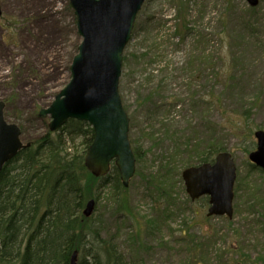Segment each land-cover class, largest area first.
<instances>
[{
	"label": "rangeland",
	"instance_id": "rangeland-1",
	"mask_svg": "<svg viewBox=\"0 0 264 264\" xmlns=\"http://www.w3.org/2000/svg\"><path fill=\"white\" fill-rule=\"evenodd\" d=\"M231 1L147 0L138 15L120 93L130 139L146 161L136 164L127 188L129 209L116 210L104 181L92 214L128 264H264L255 262L264 255V167L251 158L256 134L264 141V0L255 7ZM180 6L191 22L188 34L176 33ZM82 39L69 0H0V101L24 143L47 133L50 116L41 112L71 80ZM185 135L204 152L214 137L232 154V217L209 215V201L186 192L181 174L202 152L183 148ZM167 167L175 178L156 182ZM191 241L204 244L195 251Z\"/></svg>",
	"mask_w": 264,
	"mask_h": 264
},
{
	"label": "trees",
	"instance_id": "trees-1",
	"mask_svg": "<svg viewBox=\"0 0 264 264\" xmlns=\"http://www.w3.org/2000/svg\"><path fill=\"white\" fill-rule=\"evenodd\" d=\"M231 2L227 0L228 5ZM182 9V6L177 9L175 19L180 26L175 24L179 35L192 30L190 19L188 22L186 16L181 14ZM232 9L226 10L231 12ZM250 10L255 13L256 8L251 7ZM223 18L228 21V14ZM204 39L203 36L196 43L204 44ZM124 61H127L126 57ZM156 92L148 98H152ZM217 102L220 103L219 99ZM153 104L158 108L156 103ZM187 137H179V140L186 141ZM93 138L94 131L90 124L71 120L57 133L47 129L43 136L30 139L31 146L5 165L0 175V264H128L118 251L113 237L108 239V243L107 239H103L105 225L97 224L93 216L83 214L87 201L99 198L104 181L113 188L110 198L114 200L116 210L130 208L127 196L130 189L123 187L116 166L102 178L93 176L84 166V156ZM211 138L212 142L208 140V151L204 152L201 143L194 145L193 141H186L183 148H193L198 154L202 152L197 164L213 162L215 156L227 148L219 141L215 142L214 137ZM77 139H81L79 143L84 147L82 153H78ZM133 147L137 164L140 165L145 160L146 152L142 154L141 148L135 147V144ZM162 164L163 161H160L159 165ZM165 172L159 175L160 178L154 176L155 181L168 185L175 177L174 174L171 177L169 167ZM170 189L169 186L168 195L166 189L161 190V197L167 198ZM169 205L165 208L168 209ZM131 240H135L134 237ZM191 242L195 245V251L204 244ZM255 262H264V255L258 256Z\"/></svg>",
	"mask_w": 264,
	"mask_h": 264
},
{
	"label": "water",
	"instance_id": "water-1",
	"mask_svg": "<svg viewBox=\"0 0 264 264\" xmlns=\"http://www.w3.org/2000/svg\"><path fill=\"white\" fill-rule=\"evenodd\" d=\"M83 37L79 52L71 65V80L41 115L50 114L51 130H58L69 118L89 121L95 139L85 161L100 176L108 172L116 158L125 185L133 177L136 159L129 139L130 119L119 93L123 53L132 37L137 14L146 0H69ZM255 6L259 0H247ZM258 150L251 158L264 167V141L256 134ZM21 129L4 118L0 101V174L4 165L21 149ZM236 166L231 154L221 152L216 161L190 167L183 172L186 188L192 199L210 196L209 215H233ZM91 202L84 213L89 216Z\"/></svg>",
	"mask_w": 264,
	"mask_h": 264
},
{
	"label": "bare ground",
	"instance_id": "bare-ground-1",
	"mask_svg": "<svg viewBox=\"0 0 264 264\" xmlns=\"http://www.w3.org/2000/svg\"><path fill=\"white\" fill-rule=\"evenodd\" d=\"M122 102H123V100H122ZM123 105H124V104H123ZM93 131H94V138H93L92 143L88 146V148H87V150H86V154L88 153V151H89L90 147L92 146V144H93V142H94V139H95V130H94V128H93ZM84 166L86 167V169L88 170L89 173H91L93 176H95V177H97V178H102V177H105V176L109 175V174L111 173V171H112V167H113V166H116L117 169H118V171H119V175H120L121 183H122L123 187H125V188L130 187L131 180L134 178V176L130 178L128 185H125V184L123 183V180H122V178H121V172H120V169H119V167H118V165H117V163H116V158H114V159L111 160V162H110V168H109L108 172L105 173V174H103V175H100V176L94 174V173L90 170V168H89V167L87 166V164H86V161H84ZM184 185H185V184H184ZM91 202H94V203H93L92 210H91V213L94 214V212H95V203H96V199H94V198L89 199V200L87 201V203H86V205H85L84 208H88V206L90 205ZM73 259H75V256H74Z\"/></svg>",
	"mask_w": 264,
	"mask_h": 264
}]
</instances>
